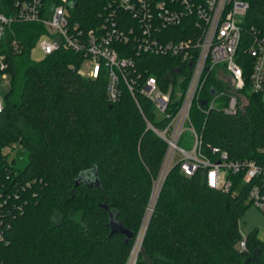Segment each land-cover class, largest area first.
Returning <instances> with one entry per match:
<instances>
[{
    "label": "trees",
    "instance_id": "obj_1",
    "mask_svg": "<svg viewBox=\"0 0 264 264\" xmlns=\"http://www.w3.org/2000/svg\"><path fill=\"white\" fill-rule=\"evenodd\" d=\"M72 1L74 17L89 27L100 23L113 0ZM245 1L237 60L247 103L227 113L224 97L203 111V102L223 87L211 74L190 119L205 145L264 166V94L251 88L253 59L246 50L251 28L264 37V0ZM13 29L22 50L10 54L12 86L0 113V192L8 199L0 207V264H126L167 152V142L147 121L162 129L169 118L159 117L143 96L140 104L126 91L108 100L106 74H80L81 56L72 50L33 60L43 25L16 23ZM166 62L154 58L149 71L166 74ZM191 143V134L183 133L179 145ZM14 145L19 149L10 156ZM244 174L230 173L232 187L224 191L207 184L202 168L188 175L174 161L136 263L264 264V240L256 230L245 236L246 249L238 247L244 237L239 221L252 204L250 188L258 185L264 193L263 174L249 182Z\"/></svg>",
    "mask_w": 264,
    "mask_h": 264
},
{
    "label": "built area",
    "instance_id": "obj_2",
    "mask_svg": "<svg viewBox=\"0 0 264 264\" xmlns=\"http://www.w3.org/2000/svg\"><path fill=\"white\" fill-rule=\"evenodd\" d=\"M72 3V0H0V113L5 106L1 87L5 83L9 88L12 86L10 54L22 50L13 26L38 23L45 28L37 40L45 55L59 49L78 53L81 62L78 68L74 64L72 68L90 78L105 73L108 100L117 101L126 91L140 104L143 96L159 117L169 118L162 129L147 121L148 128L167 142L164 163L175 159L188 175L202 168L207 184L224 191L232 187L230 173L245 172V182L264 175V166L255 161L233 160L226 150L205 145L190 119L192 106L201 107V95L211 74L216 75V82L223 87L216 89L212 99L203 102L208 105L203 111L208 113L224 97L227 113H236L245 105L247 97L242 91L246 81L237 52L244 41L242 21L249 9L247 1L113 0L101 12L100 23L89 27L76 20ZM251 34L252 41L246 48L253 59L251 88L264 94V37L254 28ZM154 58L168 60L170 68L166 74L149 71ZM185 132L191 134L189 148L179 145ZM9 152L12 156L13 150ZM4 193L0 192V207L8 201L1 199ZM249 198L264 209V193L258 185L250 188ZM9 210L12 213V208ZM1 222L0 238L4 235ZM246 246L243 237L238 247L243 250Z\"/></svg>",
    "mask_w": 264,
    "mask_h": 264
},
{
    "label": "rangeland",
    "instance_id": "obj_3",
    "mask_svg": "<svg viewBox=\"0 0 264 264\" xmlns=\"http://www.w3.org/2000/svg\"><path fill=\"white\" fill-rule=\"evenodd\" d=\"M44 57H45L44 52L41 50L39 44L36 43L32 47L31 58L33 60L40 61V60L44 59ZM9 89L10 88L5 83L1 87L2 95H5ZM244 103L245 104L247 103V100L245 98H244ZM18 149H19V147L17 149H13L12 148V150H13L12 156H14V154L17 153ZM164 161H165V158H164ZM164 161H163V165H162V169H161L160 173L162 172V177L164 176V174H166V175H165L164 179L162 177L159 179V175H160V173H159V175L154 180L153 187H152V192H151V202H152L151 204H152V206L151 207L148 206V209L146 210L145 217H144L145 220H146L147 213H148V215H149V212L151 213V208L153 207V204L156 203V201H157V199L159 197V194H160V192L163 189V186H164L165 179L167 177L168 171L170 170L171 165L175 161V159H174L173 162L169 163L168 167H167V164L164 163ZM145 220H144V224L142 225L141 231L138 234L137 239L135 241V244H136V242H138L139 239H140L141 243H140L139 248L141 250L143 249V247H142V240H143L142 237L144 235L143 233H144V228H145V225H146V221ZM239 224H240L239 225L240 226V231H241V233L243 234L244 237L249 232H251L252 230H256L258 235H259V237L264 240V212H263V210L260 207H258L254 203L250 204V206L248 207L246 212L242 215V217L240 218ZM135 244H134V246H135ZM134 246H133L132 250L134 249ZM138 250H137V253H136L137 255H135V257H134V261L131 260V257H132V251H131L130 257H129V259H128L126 264H137L136 260H137V257H138Z\"/></svg>",
    "mask_w": 264,
    "mask_h": 264
},
{
    "label": "bare ground",
    "instance_id": "obj_4",
    "mask_svg": "<svg viewBox=\"0 0 264 264\" xmlns=\"http://www.w3.org/2000/svg\"><path fill=\"white\" fill-rule=\"evenodd\" d=\"M152 203V202H151ZM149 215H150V212H149ZM149 215H148V213H147V216H146V222H147V220H148V217H149ZM144 224V223H143ZM145 227H146V225H145ZM146 230V228H144V231ZM142 239H143V237H142ZM141 239V240H142ZM140 243H141V241H140V239H139V241L138 242H136V244H135V246H134V249L132 250V257H131V260H133L134 261V257H135V255H137L136 253H137V250L139 249V246H140ZM139 251V250H138Z\"/></svg>",
    "mask_w": 264,
    "mask_h": 264
},
{
    "label": "water",
    "instance_id": "obj_5",
    "mask_svg": "<svg viewBox=\"0 0 264 264\" xmlns=\"http://www.w3.org/2000/svg\"><path fill=\"white\" fill-rule=\"evenodd\" d=\"M72 6H74V4L72 3ZM168 163H167V167H168ZM164 169V168H163ZM165 175L166 174H164V176L162 177V172L160 173V175H159V179L162 177L163 179L165 178ZM162 179V180H163ZM154 191V190H153ZM149 206L151 207L152 206V204H151V199H150V203H149ZM154 206H155V203L153 204V207L151 208V213H150V215H149V217H148V220H147V222H146V227L145 228H147V226H148V223H149V220H150V218H151V215H152V212H153V209H154Z\"/></svg>",
    "mask_w": 264,
    "mask_h": 264
}]
</instances>
